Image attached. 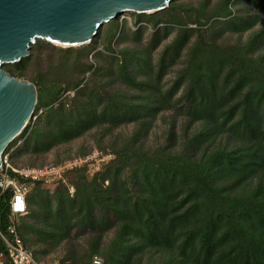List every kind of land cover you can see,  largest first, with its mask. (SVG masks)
I'll use <instances>...</instances> for the list:
<instances>
[{
    "label": "trees",
    "instance_id": "trees-1",
    "mask_svg": "<svg viewBox=\"0 0 264 264\" xmlns=\"http://www.w3.org/2000/svg\"><path fill=\"white\" fill-rule=\"evenodd\" d=\"M135 16L132 31L118 17L103 25L101 61L108 57L111 69L74 61L92 75L115 74L126 90L96 89L78 77L63 83V70L36 76L34 115L43 114L19 134L25 152L45 153L96 127L109 133L134 126L119 134L112 158L92 173L65 171L55 193L33 182L27 213L15 220L19 236L41 244L48 264H90L95 254L104 264H264V0H217L209 11L204 2L172 0L161 11ZM142 19L153 28L149 42L115 48L113 40L140 42ZM166 23L178 31L154 68L150 51L167 36ZM250 29L238 43L215 40L223 31ZM84 49L59 48V67L69 71L68 58ZM184 50L182 67L164 89V75ZM27 60L4 68L22 76ZM69 90L76 94L61 101ZM169 110L183 117L185 129L177 135L171 119L166 142L145 146L154 120ZM7 198H0V228L10 218ZM77 237H85L81 252Z\"/></svg>",
    "mask_w": 264,
    "mask_h": 264
},
{
    "label": "rangeland",
    "instance_id": "rangeland-1",
    "mask_svg": "<svg viewBox=\"0 0 264 264\" xmlns=\"http://www.w3.org/2000/svg\"><path fill=\"white\" fill-rule=\"evenodd\" d=\"M216 1L217 0H175V3L176 4L189 3L190 5L195 6L198 5L200 2H204L205 9L209 11V9L213 6V4ZM235 7L239 9L240 6L239 7L235 6ZM124 20L126 21L125 23L126 28L128 26L129 30L132 31L134 29V22L136 20L135 13L125 12L121 14L117 19L118 24L120 25L122 24L123 26ZM138 25L145 27L140 42L132 43L131 41H128L119 44L117 43L116 40H113L112 41L113 46L119 49L123 45L137 47L138 45H141V43L142 44L148 43L149 38L153 31L150 22L147 21L146 19H142V21L138 23ZM166 25L169 26L168 28L169 32L167 36L160 41L158 46L151 49L150 51L151 63L153 64L154 68L163 47L174 38V36L177 34L178 31L177 24L166 23ZM160 26L161 25L159 24L158 27ZM103 28L104 26L102 25L101 28L98 30L97 35L94 37V39L90 44L84 45L85 49L80 53V55L77 58L71 56L68 58L67 62H69L70 65H69V71L66 72H64L65 67H61V66L59 67L58 64L59 63L58 61H60L61 58L60 57L61 52L59 51V48L65 49V47H59L51 43H48L46 40L37 39L35 43L31 45L30 53L27 56L28 60L25 65L26 68L24 73L22 74V76H16V77L26 79L35 83L34 80L39 73L44 74L49 70L46 74L48 76H53L55 75V73H59V72L61 73L63 70V75L65 77L64 78L65 82L63 83H67L70 80H73L75 78L77 79L78 77V78H82L84 81L87 80L89 83V87H94L96 89L104 88L108 91L126 90L124 85H122L117 80L115 74L92 75V71H86L85 69L82 70L81 67L83 66L80 64L76 65V63L74 62L77 61L78 63H82V64L93 63V66L96 69L99 68V66L101 65H103L105 69L106 68L111 69V66L108 64L109 61L108 57H105L106 58L105 62L101 61L102 55L107 54L105 52V40H103V34H104ZM250 31L251 29L249 31L240 34L233 33L230 31H223L222 33L216 34L215 40L218 44L221 45L238 43L239 41L240 42L244 41L246 37L249 35ZM82 47L83 46L73 47V48H82ZM71 54H73V52ZM184 59H185V50L179 56V60H177V64L172 66L164 75L162 79L163 80L162 87L164 89L170 85L171 81L177 74V71L179 70V68L182 67ZM13 64H4L3 67L8 66L12 69ZM112 68H114V64L112 65ZM79 70L82 71L80 72ZM79 72L81 74H79ZM74 94L76 93L73 90L64 92L60 100L61 101L67 100L71 98V96H73ZM42 114H43V109H39L29 123L31 124L36 123L38 120H40ZM171 119H173L174 124L176 125L177 135L181 132V129H183V127L185 129L184 119L182 116H180L179 114L177 116L173 115V110L165 111L159 114L157 119L154 120L149 136L145 139V146L154 147L157 144H164L166 142V140L164 139L165 128ZM133 126L134 124L128 123V124L119 125L117 127H111L109 133H105L103 130H100L102 128L96 127L94 129H91L90 131H87L86 133L82 134L80 137L76 139L60 143L55 147L51 148L50 150L46 151L45 153H37V154L25 152L26 149L24 148L23 138L22 137L20 138L18 136L11 146L12 149L11 154H14V156L12 157V163L15 167H44V166H49L51 164H60L66 161L65 162L66 168H68L66 169V171L74 168H78V169L87 168V170L90 173H92L94 170H97L102 165L103 162L112 158V156L114 155L113 154L114 152L112 151L111 148L113 146V142H114L113 147L118 148V146L120 145L118 143L121 140H123L120 135L126 136L127 134H129L133 129ZM195 127H196V123L194 124L191 123L188 127V133L192 134ZM82 151L86 152L87 154L82 155L81 154ZM85 165L86 167H84ZM53 181L55 182L57 180L54 179ZM66 184L69 188L73 187V184L71 182ZM45 186L49 188L50 192L55 193L56 186L53 182L50 184H45ZM17 218L18 217H16L15 220H18ZM8 220L9 221L7 223L2 225L1 230L8 238L11 239L12 235L9 233L8 227L10 225H15L16 221L15 220L11 221V218H9ZM110 235L111 233L105 234L103 236L104 241H106ZM24 243L26 248L32 252L33 257L39 263L48 264V262H50L47 260L51 259V257L45 258L44 255L40 252L42 250L41 244L33 245L34 243L32 244V241H28V240L24 241ZM74 243L81 245L80 247L79 246L76 247V249L79 250L78 252H81L82 247L85 246V237L74 238ZM0 246H2L1 242H0ZM51 262H55V261H51Z\"/></svg>",
    "mask_w": 264,
    "mask_h": 264
},
{
    "label": "water",
    "instance_id": "water-1",
    "mask_svg": "<svg viewBox=\"0 0 264 264\" xmlns=\"http://www.w3.org/2000/svg\"><path fill=\"white\" fill-rule=\"evenodd\" d=\"M172 0H0L1 155L34 116L37 87L10 74L37 39L59 47L90 44L102 25L125 12L152 14Z\"/></svg>",
    "mask_w": 264,
    "mask_h": 264
},
{
    "label": "built area",
    "instance_id": "built-area-1",
    "mask_svg": "<svg viewBox=\"0 0 264 264\" xmlns=\"http://www.w3.org/2000/svg\"><path fill=\"white\" fill-rule=\"evenodd\" d=\"M11 151V146L7 147L1 155L0 198L8 193L7 205L11 221H14L16 217L27 213L26 195L33 182L41 181L44 185L55 183L63 178V174L68 168H66V161L44 167H15L12 163L13 154ZM54 179L57 181L54 182ZM72 189L73 187L69 188L70 193L73 192ZM8 228L12 235L11 239L0 228V242L2 244L0 264H41L26 248L24 240L18 234L16 225H10ZM90 264H104V260L100 255L95 254L91 257Z\"/></svg>",
    "mask_w": 264,
    "mask_h": 264
}]
</instances>
